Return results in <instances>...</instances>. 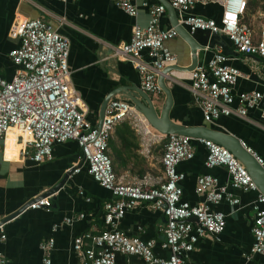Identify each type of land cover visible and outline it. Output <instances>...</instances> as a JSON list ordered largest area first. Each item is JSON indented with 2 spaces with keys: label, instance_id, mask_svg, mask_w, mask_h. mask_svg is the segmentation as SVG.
Returning a JSON list of instances; mask_svg holds the SVG:
<instances>
[{
  "label": "crops",
  "instance_id": "0c3cea01",
  "mask_svg": "<svg viewBox=\"0 0 264 264\" xmlns=\"http://www.w3.org/2000/svg\"><path fill=\"white\" fill-rule=\"evenodd\" d=\"M129 1L137 8L134 17L118 9L112 0H69L66 3L48 0H0V78L9 81L16 71V66L8 56L11 50L19 46V39L11 34L12 27L26 20L41 19L69 40L68 66L72 87L86 108V120L93 126H98L100 110L106 98L110 96V99L125 100L132 104L129 99L131 90L143 91L138 72L131 63L113 57L111 46L128 43L135 26H147L149 6L161 4V1L167 2ZM248 3L247 0L241 23L247 25L257 38L264 27V13L261 15L262 29H255L254 12L258 2L254 7H249ZM189 15L213 19L218 23L222 7L198 0ZM159 27L163 30L173 28L167 12L160 17ZM189 35L198 47L196 66L205 67L218 47L228 57L227 65L243 74L235 84L233 94L259 92L262 95L259 106L248 110L244 118L220 117L207 124L213 131L240 140L261 159L264 167V60L238 54L222 34L197 31ZM165 47L176 58L173 65L165 68L172 70L163 75L164 87L172 100L168 118L176 125L202 128L206 122L190 92V46L178 36L167 41ZM142 59L145 62L150 61L145 52L142 53ZM146 94L150 97L157 115H160L166 104L164 92L160 88L158 94ZM235 107L237 101L233 104V108ZM136 113V123L128 120L114 127L106 153L117 181L133 184L150 179L151 183L156 184L163 180L161 158L165 139L145 122L138 111ZM142 126L146 128L145 135L140 128ZM28 139V133L17 129H10L0 139V222L26 206L36 196L49 192L63 178L65 182L54 193L43 196L50 197L49 209L24 210L2 226L0 237L4 236V239L0 238V256L5 259L6 264H44L46 258L50 260V264H81L82 254L73 249L74 239L81 235L95 236L107 229L103 222L104 206L114 201V198L93 180L85 166L81 167L79 173L68 175L73 168L80 166V150L75 142L55 144L51 159L37 164L23 153ZM191 144L193 158L177 166V171L184 175L180 183L183 190L182 200L191 205L204 202V196L195 193V186L197 177L207 174L215 177L218 187L225 188L239 203L233 206L221 201L219 204L210 205L212 211L224 214V231L218 239L211 236L200 238L192 252L187 254L185 264H264L262 256L250 252L253 243L251 228L255 217L253 207L257 192L232 188L224 168L205 167L207 151L204 145L195 138ZM80 214L84 215L82 220L78 219ZM67 218L73 219L71 224L64 223ZM164 223L161 212L147 204H141L127 211L117 227L128 236H138L143 241L153 240L154 255L167 258L169 252L161 247L164 242ZM49 240L53 241V247L45 253L40 246ZM92 248V241L85 239L82 250ZM115 264L146 263L137 256L117 255Z\"/></svg>",
  "mask_w": 264,
  "mask_h": 264
},
{
  "label": "built area",
  "instance_id": "2783aa9c",
  "mask_svg": "<svg viewBox=\"0 0 264 264\" xmlns=\"http://www.w3.org/2000/svg\"><path fill=\"white\" fill-rule=\"evenodd\" d=\"M48 1L66 3L69 0ZM197 1L167 0L177 16L178 26H182L189 34L197 31L222 34L238 54L264 60V27L259 37L255 38L253 31L241 23L247 0H205V3H215L222 7L218 23L213 19L189 15ZM112 2L131 17L137 13L136 6L129 0ZM165 12L162 4L150 5L147 26H135L128 43L111 46L113 57L133 65L139 74L141 89L148 94L160 92L158 76L176 61L165 43L178 37V33L175 28L163 30L159 27V19ZM11 34L19 39V46L8 54L16 66L14 76L9 81L0 78V139L10 129L28 133L29 139L23 153L37 164L51 159L55 144L75 142L80 150V166L73 168L71 173H79L81 167L85 166L93 180L114 198V201L104 206L103 222L107 229L95 236L81 235L74 239L73 249L81 252V264H115L117 255L137 256L146 264H185L187 254L192 252L200 238H219L225 228V216L221 212L212 211L210 205L226 201L235 206L239 200L233 198L225 188L218 187L217 179L207 174L197 177L195 186V193L203 195L204 202L191 205L182 200L180 183L184 175L177 171V166L193 158V138L159 133L165 139L161 158L162 181L156 184L151 183L150 179L133 184L117 181L106 153L108 140L119 123L128 120L136 123L138 113L134 106L125 100L109 99L100 126H93L86 120V108L71 84L69 40L41 19L17 23L12 27ZM144 52L149 62L142 59ZM228 60L217 47L205 67L196 66L190 71V92L206 123H212L220 117L244 118L248 110L258 107L262 101L259 92L233 94V88L243 74L227 65ZM235 101L237 107L233 108ZM262 117L264 118V104ZM140 128L144 135L147 134L144 126ZM197 140L207 151V169L224 168L232 188L257 192L253 207L255 217L251 228L253 243L250 252L264 258V195L258 191L244 165L228 150L209 140ZM242 145L262 165L261 159L243 143ZM41 196H36L33 199L35 201L25 210L49 209L50 197ZM141 204H147L161 212L165 219L162 229L164 242L161 247L169 252L167 258L154 255L153 240L143 241L138 236H128L118 230L117 225L125 213ZM83 218V214L78 216L79 220ZM72 221L73 219L67 218L64 223L71 224ZM0 238L3 240L4 236ZM88 238L92 241L93 248L83 251L84 240ZM40 247L43 252L48 253L53 247V241L49 240ZM0 264H6L1 256ZM44 264H50V260L46 258Z\"/></svg>",
  "mask_w": 264,
  "mask_h": 264
},
{
  "label": "water",
  "instance_id": "95a60500",
  "mask_svg": "<svg viewBox=\"0 0 264 264\" xmlns=\"http://www.w3.org/2000/svg\"><path fill=\"white\" fill-rule=\"evenodd\" d=\"M164 7L165 10L170 18L171 26L175 28V30L178 33V36L182 39H184L188 45L190 46L192 58H191V68L194 69L197 65V58H196V51L198 49L197 45L194 43L192 37L186 32V30L182 26H178L177 24V16L174 12V10L170 7L169 3L166 1L160 2ZM172 69H165L161 72V75L158 77V85L161 88V90L164 92L166 96V104L164 106V110L160 113V115H157V112L151 102L150 97L140 90H131L132 94L129 96V99L136 109L147 121V123L157 132L169 135V134H177V135H183L188 136L195 139H204L212 141L213 143L225 148L228 150L236 159H238L245 167L246 171L252 178L253 182L256 184L258 191L264 195V167L257 162V160L254 158V156L249 153L244 146L242 145V142L238 140L237 138L222 133L213 131L210 129V125L207 123L203 125L202 128H192V127H184L180 125H176L170 122L168 118V113L171 107V96L169 92L164 87V76L168 72H170ZM110 99V96L104 100V103L102 104L100 114H99V125L101 124L105 112L106 105ZM70 175L71 172H68ZM65 179L63 178L62 181L55 186L53 189L49 190V192L45 193L43 196L49 195L54 193L56 190H58L62 185H64ZM33 201L31 200L26 206L15 212L14 214H11L7 217H5L1 222L0 226H3L8 221L12 220L19 214H21L27 206H29Z\"/></svg>",
  "mask_w": 264,
  "mask_h": 264
},
{
  "label": "rangeland",
  "instance_id": "374dc122",
  "mask_svg": "<svg viewBox=\"0 0 264 264\" xmlns=\"http://www.w3.org/2000/svg\"><path fill=\"white\" fill-rule=\"evenodd\" d=\"M250 2V0H248ZM258 2V6L255 10V17H256V24L254 26L255 29H258V30H261L262 29V26H263V18H261V15L264 13V0H257ZM257 12V13H256ZM263 12V13H262ZM161 154V152H160ZM159 155V153L157 154ZM158 167V165H157Z\"/></svg>",
  "mask_w": 264,
  "mask_h": 264
},
{
  "label": "trees",
  "instance_id": "16d2710c",
  "mask_svg": "<svg viewBox=\"0 0 264 264\" xmlns=\"http://www.w3.org/2000/svg\"><path fill=\"white\" fill-rule=\"evenodd\" d=\"M257 4V0H250V2L248 3L249 7H254Z\"/></svg>",
  "mask_w": 264,
  "mask_h": 264
},
{
  "label": "bare ground",
  "instance_id": "6f19581e",
  "mask_svg": "<svg viewBox=\"0 0 264 264\" xmlns=\"http://www.w3.org/2000/svg\"><path fill=\"white\" fill-rule=\"evenodd\" d=\"M17 130H18V129H17ZM8 132H9V131H8ZM8 132H7V133H8ZM21 132H23V131H21ZM8 143H9V142H8ZM11 143H12V142H11ZM12 145H13V144H12Z\"/></svg>",
  "mask_w": 264,
  "mask_h": 264
}]
</instances>
